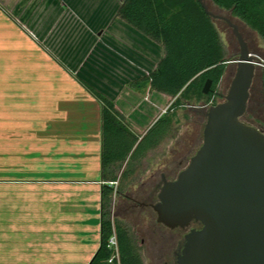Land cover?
Returning a JSON list of instances; mask_svg holds the SVG:
<instances>
[{"label": "rangeland", "instance_id": "obj_1", "mask_svg": "<svg viewBox=\"0 0 264 264\" xmlns=\"http://www.w3.org/2000/svg\"><path fill=\"white\" fill-rule=\"evenodd\" d=\"M69 1L0 0V8L11 18L20 24L26 22L31 36L29 120L0 124V264H87L99 245L96 212L100 210V187L79 182L95 179L86 170L91 168L94 140L98 137L99 106L91 102L82 85L87 74L84 72L83 80H74L55 55L59 52L64 61L71 62V56L78 54V43L80 54L91 51V43L83 39L80 28L98 29L101 35L116 1L110 0L108 7L91 0L88 8L82 5L79 12L62 10L57 5ZM77 19L86 22L78 25ZM218 28L228 49L220 24ZM119 29V25L114 26L109 35L94 43L96 53L109 46L113 41L110 36L123 35V28ZM251 33L264 53L263 41ZM230 65L220 87L224 94ZM166 120L156 125L147 138L161 136ZM191 127L180 122L176 127L178 137L166 139L151 153L150 161L143 162L149 174L184 156L192 140ZM136 158H128L127 174L138 164ZM78 163L85 172L78 171ZM140 254L143 264H150L145 247Z\"/></svg>", "mask_w": 264, "mask_h": 264}, {"label": "trees", "instance_id": "obj_2", "mask_svg": "<svg viewBox=\"0 0 264 264\" xmlns=\"http://www.w3.org/2000/svg\"><path fill=\"white\" fill-rule=\"evenodd\" d=\"M118 1L114 18L124 21L159 45L163 52L155 69L131 82L129 87L142 90L149 86L151 91L168 96L170 103L145 134L138 136L113 102L82 83L101 105L103 184L100 189L99 246L87 264H143L140 252L144 247L147 250V246L141 242H148V236L153 231L154 239L165 233L163 226L156 222L151 208L157 202L162 175L166 180H174L201 145L207 108L199 109L196 106L207 104L212 99L215 105L222 100L224 93L220 87L228 62L236 59L233 49H226L218 28L220 23L223 29L228 26L223 21L210 18L197 0ZM204 1L211 13L224 16L236 24L242 36L243 30L247 29L256 33L264 43V0ZM210 5L222 13L213 11ZM255 55L264 60V53L255 52ZM207 80L211 81V90L204 95L202 89ZM257 82L264 93V71L257 72L253 79L246 113L241 120L264 130V122L258 118L262 108L253 103L257 96ZM179 110L185 123L193 126V139L186 148L190 153L184 157L182 166L175 162L165 163L146 177L148 169L143 162L147 164L151 159L147 153L156 151L166 139H175V125L179 123L176 114ZM165 119L167 126L163 134L147 138L156 125ZM138 150L140 152L136 158ZM128 158L129 161L136 158L138 164L127 174ZM112 234L116 236L118 259L114 257L109 262L114 256V250L108 246Z\"/></svg>", "mask_w": 264, "mask_h": 264}, {"label": "water", "instance_id": "obj_3", "mask_svg": "<svg viewBox=\"0 0 264 264\" xmlns=\"http://www.w3.org/2000/svg\"><path fill=\"white\" fill-rule=\"evenodd\" d=\"M197 1L210 18L226 23L228 28L220 26L236 59L228 62L222 100L196 106L207 108L201 145L174 180L162 175L151 208L157 223L168 229L200 225L185 234L176 264H264V130L241 120L253 79L264 71V62L252 53L262 51L251 31L243 30L242 36L230 19L211 13L204 0ZM210 90L207 80L202 93ZM188 152L177 156V162Z\"/></svg>", "mask_w": 264, "mask_h": 264}, {"label": "crops", "instance_id": "obj_4", "mask_svg": "<svg viewBox=\"0 0 264 264\" xmlns=\"http://www.w3.org/2000/svg\"><path fill=\"white\" fill-rule=\"evenodd\" d=\"M111 1H116V5L101 35L97 31L98 29L87 28L83 30V27L80 28V31H83V34H81L83 39L91 43V51H87L83 55L80 54V43H78V54L71 56V62L64 61V56L60 55L59 52L55 56L59 64L74 80H83V76L87 74L86 84L113 102L115 108L125 117L131 130L138 136H142L162 115L159 112L164 110L170 103V98L164 94L151 91L149 86L142 90H134L129 87V84L151 73L162 58L163 52L159 45L150 41L132 27L133 30L125 28L126 26H123L126 24L124 21L114 18L119 1ZM111 1L97 0L95 2L109 7ZM90 2L92 1L70 0L69 2H57V5L62 10L79 12L82 5L88 8L87 5H90ZM85 22L83 19H77L76 24L79 25ZM21 23L16 22L6 11L0 8V124L4 122L19 124L29 120L31 106L29 44L31 36L30 28L26 25V22L23 20ZM116 25H119L120 29L123 28L121 30L123 35H119V37L110 36L113 41L110 42L109 46H106L104 51L96 53L95 49L97 47L94 43L99 42L100 38H103L106 34L109 35ZM87 96L91 99V102L99 106L98 137L94 140L93 147L95 148L90 160L92 162L91 168H89V171L86 170V172H92L95 179L79 182H89L101 189L103 184L101 178V105L95 101L96 99L90 93ZM146 96L147 99H145ZM176 115V120L179 123L175 127H178L184 119L181 110L177 111ZM177 137L178 134H176L175 139ZM147 154L148 157L151 156V153ZM78 160L82 159L79 158ZM7 164L11 167L10 163ZM10 167L7 166L6 169L10 171ZM83 169L78 163V171L85 172ZM147 172L146 174H149V171ZM98 195L100 198V191ZM96 213L97 220H99L98 230L100 231V210H97ZM95 251L91 252L90 258Z\"/></svg>", "mask_w": 264, "mask_h": 264}, {"label": "flooded vegetation", "instance_id": "obj_5", "mask_svg": "<svg viewBox=\"0 0 264 264\" xmlns=\"http://www.w3.org/2000/svg\"><path fill=\"white\" fill-rule=\"evenodd\" d=\"M226 77L227 75H225L223 79ZM256 84L257 96L253 100V103L261 106L262 114L259 115L258 118L264 122V93L259 87V82ZM183 160L184 158L177 162L178 166H182ZM163 228L165 229L164 235H159L158 239H154L152 236L155 235V232L153 231L151 235L148 236V242H144L143 240L141 243L147 246V250L152 254L154 264H176V257L184 244L185 234L191 229H200V225L198 223H191L184 229H168L164 226Z\"/></svg>", "mask_w": 264, "mask_h": 264}, {"label": "built area", "instance_id": "obj_6", "mask_svg": "<svg viewBox=\"0 0 264 264\" xmlns=\"http://www.w3.org/2000/svg\"><path fill=\"white\" fill-rule=\"evenodd\" d=\"M204 105H213V99L210 102H208L207 104H202V105H199V106H204ZM168 107H169V104L166 106V108L163 110L162 113H164L167 110ZM111 184L116 185V183H111ZM108 246L114 250V256L111 257L109 262H111L114 257L116 259H118V250H117V242H116L115 234H112V236L110 237V239L108 241Z\"/></svg>", "mask_w": 264, "mask_h": 264}]
</instances>
